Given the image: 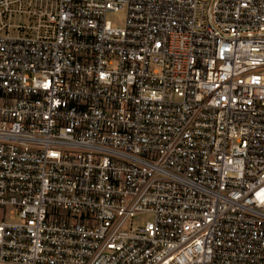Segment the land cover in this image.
Instances as JSON below:
<instances>
[{
	"label": "built area",
	"instance_id": "1",
	"mask_svg": "<svg viewBox=\"0 0 264 264\" xmlns=\"http://www.w3.org/2000/svg\"><path fill=\"white\" fill-rule=\"evenodd\" d=\"M0 264H264V0H0Z\"/></svg>",
	"mask_w": 264,
	"mask_h": 264
}]
</instances>
